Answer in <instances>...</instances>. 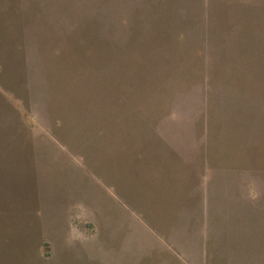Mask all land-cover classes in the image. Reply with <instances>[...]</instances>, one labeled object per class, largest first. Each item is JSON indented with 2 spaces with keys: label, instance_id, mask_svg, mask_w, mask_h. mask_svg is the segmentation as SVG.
<instances>
[{
  "label": "rangeland",
  "instance_id": "rangeland-1",
  "mask_svg": "<svg viewBox=\"0 0 264 264\" xmlns=\"http://www.w3.org/2000/svg\"><path fill=\"white\" fill-rule=\"evenodd\" d=\"M149 118L203 139V255L136 250L115 135ZM160 262L264 264V0H0V264Z\"/></svg>",
  "mask_w": 264,
  "mask_h": 264
},
{
  "label": "crops",
  "instance_id": "crops-1",
  "mask_svg": "<svg viewBox=\"0 0 264 264\" xmlns=\"http://www.w3.org/2000/svg\"><path fill=\"white\" fill-rule=\"evenodd\" d=\"M132 31L134 33L131 28L126 31L120 41L117 37L116 45L123 47L121 50L127 47ZM130 78L134 79L133 75ZM152 107L153 111L158 109L156 106ZM143 123L142 125L140 123V127H143L140 133L134 130L135 133L120 136L116 128L114 147L116 186L121 183L124 190L131 191L133 199H142L143 203L144 198L142 196L138 198L132 192H135L136 183L141 182L148 187L144 207L147 225L142 226L144 228L141 230L148 244L140 246L137 241L136 250L142 255L143 248L151 247L150 256L156 251L162 256L179 255L186 252L184 246L190 245L197 255L199 253L203 255L204 242L206 246L208 245L203 234L204 224L208 225L207 222L212 221L213 216L220 211L217 209L219 204L211 200L212 172L209 169L210 162L206 159L207 151L204 152L203 149V139L199 140L197 136L183 138L187 144L183 146L180 144L183 142L181 137H169L159 133L160 122L156 119L149 118ZM228 174H222L226 185ZM204 189H207L205 192L208 191L205 197ZM197 230L201 232L198 235ZM182 241L184 250L181 249Z\"/></svg>",
  "mask_w": 264,
  "mask_h": 264
}]
</instances>
